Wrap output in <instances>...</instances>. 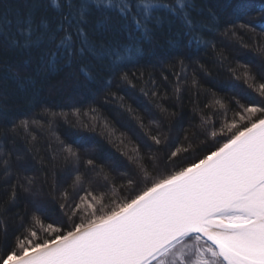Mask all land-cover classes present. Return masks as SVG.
<instances>
[{
    "label": "snow or ice",
    "instance_id": "1",
    "mask_svg": "<svg viewBox=\"0 0 264 264\" xmlns=\"http://www.w3.org/2000/svg\"><path fill=\"white\" fill-rule=\"evenodd\" d=\"M250 9L221 0H0V55L10 54L0 59V141L25 144L0 153V264H264V4L255 16ZM224 13L234 18L222 23ZM222 27L257 64L231 66L215 40ZM210 50L243 88L221 96L202 87L197 72L211 76L201 63ZM144 65L172 69V93L154 73L145 79ZM65 69L90 101L71 108L70 128L99 130L123 161L62 139L63 110L9 116L10 96L35 107L44 82ZM137 85L147 105L131 95ZM185 91L199 124L181 137L173 131L182 113L165 105ZM101 94L141 129L138 144L117 136L96 106ZM45 121L55 143L37 168Z\"/></svg>",
    "mask_w": 264,
    "mask_h": 264
},
{
    "label": "trees",
    "instance_id": "2",
    "mask_svg": "<svg viewBox=\"0 0 264 264\" xmlns=\"http://www.w3.org/2000/svg\"><path fill=\"white\" fill-rule=\"evenodd\" d=\"M224 4L241 2L251 5V9L248 11L249 16L257 15L255 9L258 8L261 4H264V0H221ZM234 17L230 16L228 13H224L221 17V22L224 20L233 19ZM241 20L247 19V16H241ZM217 45L223 49L227 55L231 66L235 67L238 64H249L255 65L258 63V57L256 54L248 48H244L236 39L231 37H225L223 35V27L215 37ZM159 43H163V38H159ZM246 43H251L249 40H245ZM211 50L207 54H202L203 59L201 63L206 64L207 70L211 72V76H206L202 73L197 72V76L200 84L204 88H212V90L218 93L221 96L230 95V91L227 90L230 85H237V88H243L241 81L234 80L231 76V73L228 71V67L225 66L221 68L219 65L211 63L212 59ZM10 54L0 55V59L7 60ZM143 70L145 71V79H147V73H154V78L159 84H161V91L167 90L169 93H172L174 87V77L171 75L172 69L167 66H152L144 65ZM178 70V69H177ZM68 70L65 69L63 72L50 77L44 82L43 88L39 93V103L35 107H32L25 99L22 98L23 94H17L10 96L4 103V107L9 113L10 117L20 118L23 115L27 114L29 116H35L37 113L42 111L43 107H49L55 109L57 112L63 110L67 112L68 120L67 121H58L56 124V132L62 139H76L81 143H84L86 147H94L97 150V155L108 158V159H117L123 161L124 158L121 157L117 148L108 142L107 139L103 138L99 134V130L96 133L85 132L79 129L70 128V123L76 120V116L71 112L73 106L80 107V101H83L85 105L90 101L84 99L82 94V89H76L72 81L65 80V73ZM193 71H197L195 66L189 69V79ZM168 75V82L165 83L162 81L161 76ZM81 79H83L81 77ZM64 81L63 85L59 82ZM10 85V91H14V85H11V82H8ZM137 85L136 92L131 93V95L137 97L138 102L144 105L148 104V101L139 95V87ZM115 90V89H114ZM202 99V97H201ZM171 104H176V108H169L170 111H178L182 113L183 122L181 126L174 127L173 135L179 134L183 136L182 128H188L190 123L199 124V116L194 111V104L189 100V93L185 91L180 101L175 99L169 100L165 106ZM182 105V107H181ZM96 106L100 109L105 117L112 123V125L117 129V136H120L121 133H126L127 138L130 139L133 143L129 144L128 147L131 148L133 144H138L139 140L137 137L142 136L143 133L141 129L128 117V115L119 110L118 106L109 102L105 104L103 95L97 97ZM152 113H156V109H151ZM2 115V114H0ZM141 115L144 117L146 126L152 131V134H155L157 131L155 124H149L148 122L152 119V116L149 115L147 111L143 108L141 109ZM38 119L43 117L37 116ZM167 121L163 122L162 131H167ZM51 141L53 144L55 140L53 137H50L49 132L47 131V122L45 121V127L38 134V143L37 148L39 149L40 155L36 157V167L39 168V159L44 157L45 165L49 163V157L51 152L47 148L48 142ZM127 142V140H126ZM0 144H3V148H0V153L3 151H13L23 150L25 148L24 141L21 137H17L15 140L12 137H9L6 141H0ZM141 151H146L141 145ZM30 175L33 173H29ZM15 179V177H13ZM23 204V200L21 201Z\"/></svg>",
    "mask_w": 264,
    "mask_h": 264
}]
</instances>
